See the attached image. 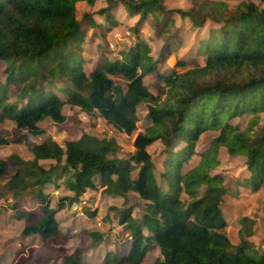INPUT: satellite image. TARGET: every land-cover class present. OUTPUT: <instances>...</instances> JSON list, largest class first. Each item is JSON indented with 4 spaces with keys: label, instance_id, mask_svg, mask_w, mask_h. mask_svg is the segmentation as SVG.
Wrapping results in <instances>:
<instances>
[{
    "label": "trees",
    "instance_id": "16d2710c",
    "mask_svg": "<svg viewBox=\"0 0 264 264\" xmlns=\"http://www.w3.org/2000/svg\"><path fill=\"white\" fill-rule=\"evenodd\" d=\"M79 1L0 0V63L6 79L0 80V122L10 120L18 130L41 135L45 130L39 123L50 118L64 124L69 105L132 135L139 128V104L145 103L147 124L129 158L114 155L115 138L85 136L61 145L51 137L30 143L21 134L31 156L13 153L8 159L14 173L8 159L0 158V199L6 198L15 218L25 221L23 234L57 238L56 211L79 202L88 188L100 187L127 201L128 193L135 194L144 202L139 220L132 206L118 209L133 244L125 256L108 253L105 264H142L155 247L161 257L154 264H264V233L262 246L254 240L258 218L239 217L238 234H227L222 207L233 192L214 172L218 150L225 147L246 157L236 186L255 194L264 189V8L251 0L235 8L223 0H192L187 8H168L164 0H105L79 19ZM115 9L138 17L132 28L139 37L151 20L154 36L164 42L157 57L141 38L122 48L111 46L109 35L123 23ZM176 14L198 29L209 23L208 36L199 39L193 59L177 61L183 70L157 73L154 92L144 78L185 44ZM89 35L103 56L90 70L83 46ZM10 84L24 85L16 98ZM209 131L218 136L198 148ZM158 141L161 167L149 150ZM62 183L71 195L60 198L56 209L47 190ZM26 196L36 197L42 211L23 208ZM89 233L95 244L104 237ZM64 258V264H87L80 251Z\"/></svg>",
    "mask_w": 264,
    "mask_h": 264
},
{
    "label": "rangeland",
    "instance_id": "374dc122",
    "mask_svg": "<svg viewBox=\"0 0 264 264\" xmlns=\"http://www.w3.org/2000/svg\"><path fill=\"white\" fill-rule=\"evenodd\" d=\"M105 0H80L76 6L77 18H83L85 13H92L98 10ZM228 3L231 8H235L240 2L245 0H223ZM264 8V0H251ZM164 4L168 8H187L192 5V0H164ZM117 15L119 20L123 23L116 30H114L108 37L111 46L115 49L122 48L125 45L133 44L139 41V38L146 40L153 50V55L157 57L158 52L163 46V40L156 38L153 34V30L150 27L151 20L148 19V26L141 32L139 37L132 26L137 22V18H127L123 16L122 11L115 9L112 12ZM177 25L181 29V36L183 37L185 44L174 52L165 62L159 64L158 72L147 75L144 78L145 84L151 91H155L154 84L158 80L157 73H167L172 68L183 70V68L177 67L176 63L181 58L182 60H191L194 56L195 46L199 44V39L208 36L209 23L205 28L193 27L192 21L183 19L180 15L176 14ZM132 28V29H131ZM85 51L87 52V62L85 67L90 70L102 62L101 51L97 49V44L93 41L89 35L87 41L83 43ZM5 64L0 63V80L5 82V76L3 70ZM119 84H125L124 79L116 77ZM24 85L10 84L9 89L11 98H16L17 94L21 92ZM63 98L64 93H59ZM64 113L67 120L64 124H58L52 119L48 118L39 123V126L45 130V133L41 135H33L28 132L18 130L15 123L10 120L0 122V136L3 141H0V158L6 160L10 158L13 153L20 154L23 158L30 157L29 143L21 140V134H25L30 143H39L45 141L47 138H53L61 145L71 140H79L85 136L92 138L102 139L115 138L119 145L114 155L121 158H129L135 150L134 142L138 135V132H143L147 121L145 115L147 108L145 103L139 104V128L132 135H127L119 130H116L110 126L102 117L98 115L90 116L83 112L78 107H72L69 105L64 106ZM218 136L217 132L209 131L202 135L199 147H208L211 145L215 137ZM162 145L161 142H155L149 150L154 155L155 159L160 164V154ZM218 166L215 168V173H220L225 178V183L232 190L225 200V205L222 207L225 219L229 222L226 227V232L229 237H234L238 234L236 230L239 224V217L249 214L252 217L258 218L260 224L257 226V235L254 237L256 243L260 246L263 245L261 237L264 233V227L261 221L264 217V189L255 194L249 190L236 186V176H238L237 170L245 161V157L241 155H232L227 148L220 147L217 153ZM9 161V171L14 173L16 166L13 162ZM52 160L44 161V164L49 165ZM189 166L186 167V169ZM96 182L98 180L96 179ZM50 193V202L53 207H57L60 198L71 195L69 189L62 183L55 187L50 185L47 190ZM127 198L120 195H112L104 191V188L98 187L97 189L88 188L86 192L81 196L79 202L70 205L67 203L63 209L56 211L55 217L57 220L59 235L55 239H47L43 235L33 234L27 236L23 234V228L26 225L25 221L17 220L13 214L14 211L8 207V201L6 198L0 199V264H64L65 255L75 254L78 251L81 252L83 260L89 256L92 248H97L99 252V259L95 258L94 251L93 257L94 263L101 264L100 252H108V250H115L123 254L127 251L122 247V243L127 240V232L122 229L123 226L119 223L120 212L118 209H122L125 206L133 207V215L136 219H142L144 214V202L137 197L128 193ZM36 197L26 196L22 198L24 200L22 204L23 208L29 210H36L41 212V205L38 204ZM9 200V198H8ZM27 207H26V206ZM91 210H97L96 217H90L84 211V208ZM114 207V209H110ZM116 208V209H115ZM98 231L104 234L102 241L94 243L90 231ZM143 231L147 234L148 231L145 227ZM104 245H101V244ZM130 245V241L126 245ZM120 245V246H119ZM125 245V244H124ZM123 245V246H124ZM158 250H151L147 253L145 258V264H153L158 256ZM126 253V252H125ZM107 254V253H106ZM116 254V253H115ZM96 255V254H95ZM91 256V255H90Z\"/></svg>",
    "mask_w": 264,
    "mask_h": 264
},
{
    "label": "crops",
    "instance_id": "0c3cea01",
    "mask_svg": "<svg viewBox=\"0 0 264 264\" xmlns=\"http://www.w3.org/2000/svg\"><path fill=\"white\" fill-rule=\"evenodd\" d=\"M242 156V155H241ZM243 157H245V156H243ZM245 161H246V157H245ZM245 161L242 163V164H244L245 163ZM50 187V186H49ZM48 187V188H49ZM133 195H135V194H133ZM24 201V200H23ZM26 206V205H25ZM27 207V206H26ZM31 210H32V208H30ZM247 215H249V214H247ZM146 232H148L147 234H149V231H146ZM127 235V240H125L123 243H122V247H124V249H126L125 247H127L128 249H127V251H124L123 252V254H121L120 252H116L115 250H108V252H106L107 254L108 253H116L117 255H119V256H125L127 253H129V251L131 250V248H132V244H133V242H132V237L131 236H128L129 235V233H127L126 234ZM105 238V237H104ZM106 239V238H105ZM130 241V245L128 244V245H126L127 244V242H129ZM103 243H104V241H102ZM101 244V245H104V244ZM125 244V245H124ZM124 245V246H123ZM120 246V245H119ZM97 248H92L91 249V252H90V254H89V256L87 255V257H86V259L84 260L85 261V263H87V264H92V263H94L95 261H94V258H92L93 256L97 259H99V256H98V251L96 250ZM155 249H157L158 250V256H157V259L158 258H160L161 257V251H160V249L158 248V247H155L154 249H152V250H155ZM93 251H94V255H93ZM126 252V253H125ZM101 254H100V262H101V264H105V257H106V253L105 252H100ZM96 254V255H95ZM91 255V256H90ZM93 255V256H92ZM146 258V257H145ZM157 259H155V261L157 260ZM155 261H154V263H155ZM153 263V264H154ZM142 264H145V259H144V261H143V263Z\"/></svg>",
    "mask_w": 264,
    "mask_h": 264
},
{
    "label": "water",
    "instance_id": "95a60500",
    "mask_svg": "<svg viewBox=\"0 0 264 264\" xmlns=\"http://www.w3.org/2000/svg\"><path fill=\"white\" fill-rule=\"evenodd\" d=\"M57 208V207H56Z\"/></svg>",
    "mask_w": 264,
    "mask_h": 264
}]
</instances>
